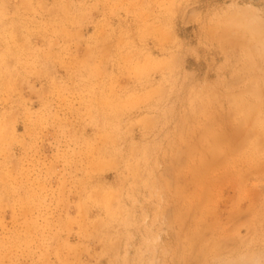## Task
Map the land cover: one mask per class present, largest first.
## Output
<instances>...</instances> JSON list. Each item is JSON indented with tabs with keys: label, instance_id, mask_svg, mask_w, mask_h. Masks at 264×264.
Masks as SVG:
<instances>
[{
	"label": "rangeland",
	"instance_id": "374dc122",
	"mask_svg": "<svg viewBox=\"0 0 264 264\" xmlns=\"http://www.w3.org/2000/svg\"><path fill=\"white\" fill-rule=\"evenodd\" d=\"M0 264H264V0H0Z\"/></svg>",
	"mask_w": 264,
	"mask_h": 264
},
{
	"label": "bare ground",
	"instance_id": "6f19581e",
	"mask_svg": "<svg viewBox=\"0 0 264 264\" xmlns=\"http://www.w3.org/2000/svg\"><path fill=\"white\" fill-rule=\"evenodd\" d=\"M248 28V27H247ZM248 53V52H247ZM259 53V52H258ZM250 64V63H249ZM137 80V79H136ZM261 98V97H260ZM260 102V101H259ZM231 116V115H230ZM230 118V117H229ZM228 119V118H227ZM247 119V118H246ZM250 120V119H249ZM36 123V122H35ZM246 130V129H245ZM250 136V135H249ZM3 138V137H2ZM215 144V143H214ZM234 144V143H233ZM215 147V146H214ZM3 149V148H2ZM218 149V148H217ZM212 151H214V150H212ZM219 152V151H218ZM215 153V151L213 152V154ZM220 153V152H219ZM220 155H222V154H220ZM223 156V155H222ZM220 159V158H219ZM175 165V164H174ZM249 167V166H248ZM261 169V168H260ZM259 171V170H258ZM212 173V172H211ZM256 173H257V170H256ZM247 174V173H246ZM238 179V178H237ZM220 183V182H219ZM236 183V182H235ZM238 184V183H237ZM232 186V185H231ZM240 186H241V184H240ZM234 194V193H233ZM97 195V194H96ZM173 195V194H172ZM233 201V200H232ZM234 204V203H233ZM240 211V210H239ZM228 213V212H227ZM230 213V212H229ZM234 213V212H233ZM238 216V215H237ZM211 223V222H210ZM217 229V228H216ZM231 237V236H230ZM206 241V240H205ZM240 242V241H239ZM202 251V250H201ZM200 254V253H199ZM194 256V255H193ZM196 256H198L197 254H196Z\"/></svg>",
	"mask_w": 264,
	"mask_h": 264
}]
</instances>
